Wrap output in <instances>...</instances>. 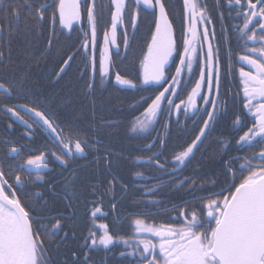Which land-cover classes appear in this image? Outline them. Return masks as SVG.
<instances>
[{"label": "snow or ice", "instance_id": "obj_1", "mask_svg": "<svg viewBox=\"0 0 264 264\" xmlns=\"http://www.w3.org/2000/svg\"><path fill=\"white\" fill-rule=\"evenodd\" d=\"M87 4V21L91 29L93 44L97 35L98 17L102 16V11H97L96 0H84ZM185 17L188 21V27L183 40V51L177 49L176 41L173 38L172 24L168 18L165 4L162 0H135L136 10L131 15V25L133 29L137 27L139 10H152L158 15L155 18V30L152 33L151 42L148 44L147 52L142 61L143 74L142 84L155 82L159 85L161 81L166 80L167 65L173 52L179 55V62L176 65L175 73L172 74L170 85L160 91L155 98L151 100L144 112V118L138 119L132 125V131L143 132L147 130L152 123L153 118L163 111V101L167 100L169 105L173 103L172 97L167 93H178L179 86L185 82V72L187 79L190 80L194 73V65L199 66V79L195 81L191 92L187 97V102L181 101L176 105L180 109L183 105L184 111H193V115L203 110L207 112V117L203 120V126L191 143L187 144L181 150L172 155V162L176 165L171 172L180 170V166L185 165L194 155L195 149L202 142L211 129L213 122L217 119V114L221 108V61L220 49L215 50L210 40L215 39L213 32L211 37L208 29L205 27L202 36L197 30V23H212L208 16L206 6H201L199 0H183ZM229 6H235L236 18H243L242 24L235 25L238 39L240 42L259 41L260 47L247 49V55L240 56L239 59L250 66L249 71L240 69L243 85V108L247 109L254 118V123L243 132L236 140V145L240 148H253L257 143L264 142V0H227ZM112 6L111 28L105 31L104 41L107 46L109 43L115 44L118 26L124 25L125 11L128 7L127 0H110ZM108 5H105L106 8ZM51 7V20L53 24L59 20V24L64 28H71L74 21L81 20V0H54L49 3L48 0H22V2L0 7V13H3L0 19V61L4 60V47L7 45L5 32L10 33L14 29L8 27L12 21H19L26 10L27 15L31 16L36 25L39 26L46 19L47 10ZM255 24V27L250 25ZM249 29L251 34H249ZM259 30V31H258ZM111 36V40H109ZM202 39L207 43V51L204 52L203 45L197 47V41ZM129 43L127 32H125V46ZM51 44V39L49 40ZM84 47L87 49L88 41H84ZM10 51V49H9ZM107 47L103 49L104 55L99 62V71L101 77L108 75L109 66L106 64ZM252 53H255L254 57ZM72 57L64 61L68 65ZM64 69L62 68L61 71ZM93 71H95V62L93 61ZM59 75V73L57 74ZM22 80V78H21ZM115 80L121 85H127L132 88L137 84L132 80L116 74ZM206 81L209 94L201 91L202 84ZM89 88L93 87L89 83ZM215 88V95L211 92ZM0 90L11 97L14 93H24L25 90L21 83L6 84L0 80ZM202 99L205 104H211V109L197 103V99ZM39 103V100L36 101ZM226 109L227 99L224 101ZM18 108H24L27 113L33 114L35 119L33 123L51 130L55 142L61 147L58 154L41 152L39 155L29 156L25 161L18 165L22 170L36 171L37 180H42L40 171L47 168L46 155H52L61 165H67L71 158L83 156L86 149L92 148L86 139H82L79 134L72 139V134L62 135L63 129L55 124V117L50 113L38 110L35 107H29L27 104L8 106L4 105L3 110L17 117L28 129H32L33 124L25 120L20 115ZM31 118V117H30ZM243 123L242 113L235 114L234 126H241ZM12 127L11 124L8 125ZM30 135V133H29ZM8 143V141H5ZM229 141L222 140V146L227 147ZM161 148L167 147L165 139H159ZM150 150V149H149ZM21 149L15 146L8 149L3 159H0V264H49L47 249L41 237V230L49 237L59 235L64 229L63 220L70 219L71 215L64 216H35L36 209H27L17 194V189H22L24 180L20 174L15 176L14 182H9V175L12 165H8L9 173L4 170V161L12 154L18 156ZM100 157H97V162ZM105 164L110 161V155L105 153L103 156ZM149 161L155 160V165L164 169L165 164L160 163L156 153L147 158ZM236 160L240 164L235 163ZM224 170L229 173L231 180L225 181L224 185L214 193H209L208 198L199 197L206 200L201 205L203 212L192 210L188 212L187 207L182 208L177 217H183L179 224H156L149 222L147 213L137 211L132 214L130 226L133 228V237H115L111 234L109 226L105 223L95 224L97 214L104 215L101 207H93L90 212L93 225L85 235L83 248L84 253L81 258L76 251H72L73 264H91L90 250L103 246L108 249L116 241L122 242L128 249L122 251L120 256L135 257L140 264H264V147L259 152H251L244 156L232 157L224 161ZM246 173V175H244ZM238 174L242 176L239 183H236ZM78 171L73 169L71 174L65 178L64 191L67 193L65 200L68 201V207L71 208V201L68 196H74L73 188ZM136 175H142L136 173ZM188 177L177 181V186H182ZM116 178L108 181V192H112L115 186ZM214 186V182H213ZM51 187V186H50ZM124 191L127 186L124 185ZM159 184L145 188V194L154 195L159 191ZM195 182L189 186L194 188ZM203 187V186H202ZM40 195L39 192L36 193ZM95 195V189H93ZM215 197V198H211ZM114 202L111 205L112 211H117L118 201L113 197ZM148 203H162L160 200H149ZM91 203L95 204L96 201ZM39 211H43L40 209ZM55 220L51 228L47 224H39L34 229V225L40 220ZM99 230V234L98 231ZM73 231L72 237L75 238ZM151 236L152 238H148ZM68 239V232L63 231L60 241ZM135 244V246H133Z\"/></svg>", "mask_w": 264, "mask_h": 264}, {"label": "flooded vegetation", "instance_id": "obj_2", "mask_svg": "<svg viewBox=\"0 0 264 264\" xmlns=\"http://www.w3.org/2000/svg\"><path fill=\"white\" fill-rule=\"evenodd\" d=\"M54 3V0H48ZM165 4L168 18L173 28V38L176 41L178 51H183V40L188 27V21L185 17L183 0H162ZM97 11H102V16L98 17L99 23L97 27V35L95 44H93V37L91 29L87 21V4L81 0V20L74 21L71 28H60L63 32V38L69 39L73 34V44H70V51L67 56L63 57V63L60 67L66 71V80L74 78L77 89H75V98L70 100L69 104L72 107L83 109L84 104L89 101L92 102L90 114L93 122L89 125H79L83 131L84 137L92 148L86 149V154L71 158L65 167L62 175L63 185L65 178L68 177L73 169L78 171L75 178L79 181V186L74 185V196H68L71 201V208L68 207V201L65 200L67 193L64 191V186H57L59 179L51 180L49 187L37 189L32 200V209H36L33 213L35 216H56L59 218L60 214L64 216L71 215L70 219H64V229L54 237H49L41 230V237L47 249L49 264H73L72 251H76L82 258L84 253L83 243L84 238L90 227L93 225L90 212L93 207H101L104 215L97 214L95 224L99 225L105 223L109 226L111 234L115 237H133V228L130 226L132 214L137 211L147 213L149 222L156 224H179L184 219H173L177 217L182 208L187 207L188 212L198 210L203 212L201 205L206 200H201L199 197L208 198L209 193L217 192L225 183L226 179L231 180L229 173L224 170V161L236 156H244L251 152H259L264 147V142L257 143L253 148H240L236 145V140L239 138L247 127L254 123L253 116L248 113L247 109L243 108V85L242 77L240 76V69L243 67L245 71H249L250 66L246 65L239 57L249 54L247 49L260 47L259 41L240 42L238 39L235 25L242 24L243 18H236V7L229 6L227 0H199L201 6H206L208 16L212 23L200 24L196 27L202 36L204 28L208 29L211 37L215 33V39L210 40L213 44L214 50L218 47L221 52V108L217 114V119L213 122L211 129L206 136L202 138V142L195 149L194 155L187 162L189 166L187 170L182 172H171L175 167L172 162V155L177 151L186 147L191 143L195 136L199 133V129L203 126V120L207 117V112L203 110L193 115V111L187 113L183 109L176 108L181 101L187 102V97L191 92L195 81L199 79V66L194 65V73L190 80L187 79L188 74L185 72L186 80L178 89V93H167L172 97L173 103L169 105L167 100H164L163 111L159 112L149 125L147 130L143 132L132 131V125L136 120L144 118V112L151 100L155 98L160 91L170 85L167 81H171L172 74L175 73V68L179 62V55L173 52L170 63L167 67L166 80L159 83L142 84L143 65L142 61L147 52L148 44L151 42L152 33L155 30V18L158 14L152 10H144L143 7L139 10L138 24L135 29L131 25L132 12L136 10L135 0H127L128 7L125 11L124 25L118 26L116 43H109L107 46L104 41L105 31H110L111 28V12L112 6L110 0H96ZM105 5H108L106 8ZM6 0L2 1V6L6 7ZM51 8V7H49ZM255 27V24L250 25ZM259 31V30H258ZM125 32L128 36V46H125ZM249 34H251L249 29ZM88 41V47L85 49L84 41ZM109 40L111 37L109 36ZM203 45L204 52L207 51V43L202 39L197 41V47ZM107 47V61L109 66L108 75L101 77L99 71V62L104 55L103 49ZM255 57L256 54L252 53ZM72 57L70 66L64 65V61ZM93 61L95 62V71H93ZM63 70V71H64ZM132 80L137 84V87L132 88L127 85H121L115 80L116 74ZM89 83L93 87L89 88ZM201 91L204 94H209L207 83L202 84ZM215 88H213L211 95H215ZM110 99L113 108H105L100 105V99ZM227 99V106L225 109L224 101ZM197 103L204 107L211 109L212 105L205 104L202 99H197ZM71 107V108H72ZM109 110L110 112H107ZM242 113L243 123L241 126H234L235 114ZM68 122V126L72 125ZM46 127V126H45ZM45 132L54 140L53 134H50L46 127ZM70 133H67V136ZM76 135H72L73 141ZM121 136V137H119ZM165 139L167 147L161 148L159 139ZM222 140H228L229 143L226 148L222 146ZM55 141V140H54ZM116 144H122V150L117 149ZM150 149V150H149ZM105 153L110 155V161L105 164L103 156ZM157 154L160 163L165 164L164 169H160L155 165V160L149 161L147 158ZM206 153H212V159L217 157L220 161L222 169L212 170L207 174V179H202V173L199 172V161L204 158ZM97 157H100L97 162ZM205 159V158H204ZM203 159V160H204ZM53 160L57 161L52 155L46 156L48 167L40 171L39 175L50 170ZM77 160V165L74 162ZM59 163V162H58ZM186 163V164H187ZM191 163V164H190ZM237 165L240 164L236 160ZM60 164V163H59ZM184 166V165H182ZM160 187L159 191L166 193L165 179L188 177L195 180V187L189 186H171L172 191H175L176 202L164 204L148 203L149 200H160V197L145 194V188L155 185L151 178L157 176L159 171ZM141 173L142 175H136ZM27 175L37 174L36 171H25L21 174L24 180L23 187L26 184ZM94 175V176H93ZM177 175V176H176ZM246 175V173H244ZM167 176V177H166ZM92 178L90 181L88 178ZM113 177L116 178L115 186L112 192H108V181ZM242 178L238 174L236 183ZM40 183L44 180H38ZM89 183H88V182ZM87 182V184H86ZM214 182V186H213ZM158 183V184H159ZM86 184V185H85ZM124 185L127 186V191H124ZM203 186V187H202ZM23 189V188H22ZM95 189V195H93ZM167 189V188H166ZM39 190L44 191L41 194ZM40 195L37 196L36 193ZM113 197L118 201L117 211L113 212L111 205L114 202ZM215 198V197H211ZM63 202H59V200ZM58 200V203H50V201ZM96 201L95 204L91 203ZM43 209V211H39ZM27 210V209H26ZM55 223V220H40L34 225V229L39 224H47L49 228ZM63 231L68 232V239L61 242L60 237ZM73 231L75 238L72 237ZM98 234L99 230L97 229ZM148 238H152L149 236ZM135 246V244H133ZM128 249L120 241H116L110 245L108 249L103 246L90 250L91 264H140V262L133 256H120L119 253Z\"/></svg>", "mask_w": 264, "mask_h": 264}, {"label": "trees", "instance_id": "obj_3", "mask_svg": "<svg viewBox=\"0 0 264 264\" xmlns=\"http://www.w3.org/2000/svg\"><path fill=\"white\" fill-rule=\"evenodd\" d=\"M2 1L0 0V6H2ZM19 2H22V0H6L7 5ZM52 11V8H48L46 19L37 26L35 20L27 15L25 10L18 22L12 21L7 25L14 30L10 33L5 32L7 45L4 47V60L0 61V80H3L6 84L22 82V87L25 90L24 93H16L14 91L11 97L4 94L3 90H0V159H3L5 154L8 153V149L13 146L21 149L18 156L12 154L4 161L6 173H9L8 165H12L9 175L10 183L14 182L17 174L21 175L25 173V170H22L18 165L29 156L39 155L41 152L51 153L53 151L59 154L61 147L45 132L47 131L45 126L41 127L33 123L35 119L33 114L27 113L24 108L17 109L25 120L33 124L32 129H28L27 125L17 117L11 116L10 113L4 111V105L27 104L29 107H35L38 110L50 113L55 117V124L59 126V129H63L62 135L64 136H67L69 132L72 135L79 134L83 138V131L78 126L89 125L93 122L91 120L92 114H90L92 102L89 101L84 104L83 109H81L82 106L76 108V106L72 107L69 104L70 100H74L75 98L74 91L77 89V86L74 83V78L66 80L65 74L69 67L60 73L59 71L63 63V57H66L68 51H70L69 45L73 44V34L69 36V39L62 37L63 32L59 31V29L63 27L59 24L58 18L53 24L51 20ZM2 15L3 13H0V17ZM0 23H3L2 19H0ZM50 39L51 44H49ZM70 64L72 63H69L68 66ZM58 73L59 75H57ZM37 100H39V103H36ZM109 100L102 98L98 103L106 106L105 108H113V104ZM107 112L110 111L107 110ZM66 120L71 122L72 125L68 126ZM9 124L12 125L11 128L8 127ZM5 141H8V143H5ZM116 146L117 149L122 150V144H116ZM211 154L206 153L203 156L205 159L202 158L199 161V172L202 173L201 178L205 179V181L207 174L212 170L222 169L220 161H217L218 158L214 157L212 159ZM46 156L50 157V154ZM50 163V170L42 173L44 174L42 175L44 182L40 183L36 179L37 174H26L27 180L25 186L23 189H17V194L26 206V209H32L31 205L35 191L43 187H49L51 180L58 178L60 181L57 183V186H64L61 180L62 175L58 174L64 172L65 167L55 160ZM74 164H78L77 160ZM187 166H189V163L180 166V170L177 172L187 170ZM157 171H159L157 176L151 178V181L156 182V184L162 179L159 177L163 173L162 170L156 169ZM91 179L90 177L88 178L89 181ZM178 180H181V177L165 179L164 189L166 193L158 191L155 192L154 196L160 197L164 204L173 203L176 200L177 194L171 188L169 189V187L176 186ZM193 182L195 180L189 178L182 186H190ZM74 185L79 186V181L76 180ZM39 192L45 194L44 191L39 190ZM59 202L63 201L60 199ZM50 203H58V200L50 201Z\"/></svg>", "mask_w": 264, "mask_h": 264}, {"label": "water", "instance_id": "obj_4", "mask_svg": "<svg viewBox=\"0 0 264 264\" xmlns=\"http://www.w3.org/2000/svg\"><path fill=\"white\" fill-rule=\"evenodd\" d=\"M159 11V10H158ZM158 15V14H157ZM111 37V36H110ZM170 59H171V57L169 58V61H168V65H169V63H170ZM168 65L166 66V67H168ZM162 82V81H161ZM152 83H154V85H155V82H152Z\"/></svg>", "mask_w": 264, "mask_h": 264}]
</instances>
